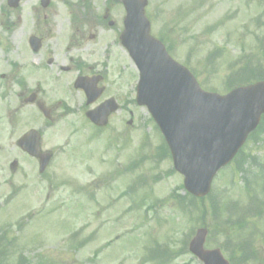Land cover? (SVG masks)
<instances>
[{
  "label": "rangeland",
  "instance_id": "1",
  "mask_svg": "<svg viewBox=\"0 0 264 264\" xmlns=\"http://www.w3.org/2000/svg\"><path fill=\"white\" fill-rule=\"evenodd\" d=\"M179 2L184 12L176 10ZM123 14L116 5L118 28ZM146 15L152 35L173 44L171 55L190 67L206 91L226 92L232 85L226 82L229 74L248 63L264 76L263 3L148 0ZM116 53L126 78L122 96L131 98L127 111L114 115L102 130L88 125L81 112L54 124L43 142L55 153L47 181L39 179L29 161L17 157L16 136L10 142L6 133L0 134V230H8L15 240L0 264H18L21 257L27 264H201L187 245L195 230L206 225L213 232H208L204 247L223 244L225 235L219 232L227 231L225 215L203 219L199 201L192 213L198 217L191 222V202L185 208L176 199L184 193L183 177L173 170L146 108L135 104L134 64L125 51ZM24 118L20 132L32 124ZM241 155L264 156V119ZM13 159L19 161L16 171L9 169ZM237 165L231 163L213 181L212 201L221 207L249 202L240 174L233 172ZM232 177L235 183H230ZM251 188L252 195L260 193L255 185ZM210 204L204 201L208 210ZM249 221L256 228L241 235L252 238L257 260L242 264H264V214ZM241 237L231 236L235 243ZM161 246L168 253L154 256Z\"/></svg>",
  "mask_w": 264,
  "mask_h": 264
},
{
  "label": "flooded vegetation",
  "instance_id": "2",
  "mask_svg": "<svg viewBox=\"0 0 264 264\" xmlns=\"http://www.w3.org/2000/svg\"><path fill=\"white\" fill-rule=\"evenodd\" d=\"M116 5L122 7V0H0L1 135L10 142L16 136L17 143L36 129L41 151H48L43 142L49 129L66 117L111 98L121 109L126 78L117 65L116 52L124 48L119 41L123 17L118 28L113 15ZM80 77L101 89L91 105L75 87ZM23 115L32 124L20 132ZM16 154L38 170V159L19 147Z\"/></svg>",
  "mask_w": 264,
  "mask_h": 264
},
{
  "label": "water",
  "instance_id": "3",
  "mask_svg": "<svg viewBox=\"0 0 264 264\" xmlns=\"http://www.w3.org/2000/svg\"><path fill=\"white\" fill-rule=\"evenodd\" d=\"M127 3V32L122 33L121 40L140 71L137 102L147 106L163 133L174 168L185 177V188L195 196H203L216 171L232 158L264 114V82L236 88L223 96L203 92L192 75L149 37L143 15L146 2ZM113 109L107 102L87 116L103 126ZM33 140L34 144L25 148L38 156L37 140ZM205 234L199 229L189 250L204 264H227L218 250L203 249Z\"/></svg>",
  "mask_w": 264,
  "mask_h": 264
}]
</instances>
